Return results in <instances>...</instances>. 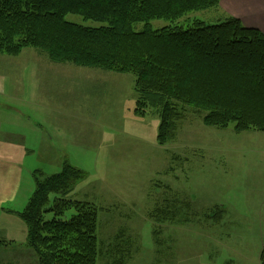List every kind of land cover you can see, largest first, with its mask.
Instances as JSON below:
<instances>
[{
    "label": "rangeland",
    "instance_id": "374dc122",
    "mask_svg": "<svg viewBox=\"0 0 264 264\" xmlns=\"http://www.w3.org/2000/svg\"><path fill=\"white\" fill-rule=\"evenodd\" d=\"M215 10L191 11L176 23L153 19L149 26L157 30L194 19L214 23L219 18ZM66 20L100 26L72 14ZM145 27L144 22L133 25L137 32ZM61 66L64 70L59 73ZM39 73L44 79L38 87L33 79ZM105 74L113 78L105 79ZM46 77L50 82L47 88ZM134 79L131 73L55 63L31 47L22 49L18 56L0 53V119L7 115L4 121L10 132L2 131L16 139L17 129L24 127L36 148L22 159L25 172L18 199L7 202V207L22 210L24 204L19 199L29 198L35 191V177L27 169L36 168L49 176L67 161L85 172L67 198L99 208L97 264H112L118 259H123V264H251L264 245V213L260 230L253 222L252 208L243 206L240 190L249 182L248 172L254 175V184H263L264 132H236L233 124L227 128L208 126L201 113L190 112L180 122L174 141L159 146L158 117L150 112L139 117L134 112ZM20 113H26L31 124L26 119L23 125ZM180 153L190 165L182 167L177 159ZM168 166L171 170L166 173ZM226 175H233V185L239 187L231 193L233 201L227 197L225 186L232 180ZM176 196L183 202L171 200ZM54 197L51 193L50 201ZM167 198L169 208L164 209ZM218 211L222 216L215 223L204 219ZM74 213L68 209L61 218L69 219ZM10 218V228L0 229V241L6 243L0 244V264H38L26 242L18 241L24 233L14 217ZM10 218L0 216L7 222ZM51 218L52 213L44 215L45 220ZM216 228L222 230L211 231ZM121 233L126 239L120 241ZM113 242L128 250L114 254Z\"/></svg>",
    "mask_w": 264,
    "mask_h": 264
},
{
    "label": "trees",
    "instance_id": "16d2710c",
    "mask_svg": "<svg viewBox=\"0 0 264 264\" xmlns=\"http://www.w3.org/2000/svg\"><path fill=\"white\" fill-rule=\"evenodd\" d=\"M219 2L0 0V53L18 56L31 47L55 63L133 74L134 112L158 114L159 146L174 141L180 122L190 112L201 113L208 126L233 124L236 132H264L263 32L231 15L214 23L194 19L157 30L149 26L153 19L176 23L191 11L216 9ZM68 14L100 26L67 21ZM138 22L146 27L137 32L133 25ZM84 176L83 170L67 161L56 174L34 171L36 189L19 215L27 225L26 243L38 264H97L99 208L67 198ZM51 193L56 195L52 201ZM71 208L75 213L62 219ZM47 213H52L49 220L44 219ZM120 238L126 239L122 233ZM111 250L123 254L128 249L113 242ZM123 262L118 259L112 264ZM259 263L264 264V245Z\"/></svg>",
    "mask_w": 264,
    "mask_h": 264
},
{
    "label": "crops",
    "instance_id": "0c3cea01",
    "mask_svg": "<svg viewBox=\"0 0 264 264\" xmlns=\"http://www.w3.org/2000/svg\"><path fill=\"white\" fill-rule=\"evenodd\" d=\"M215 12L217 13L218 17H224V15H231L236 18H238L243 25L250 28H256L264 33V0H220L219 6L216 8ZM37 56H41L37 53H35ZM36 60H40L37 58ZM44 66V65H43ZM45 67V66H44ZM48 69H53L52 66L47 65ZM62 69L58 71L59 73H62V70H64V66H61ZM58 68V67H57ZM54 69V70H57ZM50 73L48 76H51ZM47 76V77H48ZM47 77L45 78V85L47 87H50V82L48 81ZM105 79H111L113 77H108L106 74L104 76ZM44 79V76L42 74L36 75V77L33 79V84L35 86H41L40 81ZM52 96V95H51ZM135 97V94H134ZM38 106L37 101H35V106ZM51 114V113H50ZM136 114V113H135ZM152 116H157L159 119V116L157 113H150ZM66 115V114H64ZM139 116L138 114H136ZM7 116V115H6ZM5 115H3V118L0 119V216L3 215V219H9L10 217H14L15 224L18 225L20 229L23 231V237L19 240H24L27 242V225L23 219L20 217L19 213L24 210L26 207L29 198L19 199V202L24 204V207L22 210L14 209L11 206L7 207L9 204H6L7 202H13L18 199V189L20 187V182L22 179V176L25 172V166L22 163V159L24 155H28L29 153L36 152L35 146L31 143L30 139L25 135L24 127L17 129L18 137L16 139H11L7 136V132H10L9 125L7 122L4 121ZM18 116L22 117L23 119L20 121L23 125H25V120L28 119V123H30V117L26 113H20ZM52 116V114H51ZM57 115L54 116L56 118ZM9 117V116H8ZM142 117V116H139ZM155 120V119H153ZM33 124L37 127H41L38 122H33ZM159 124V121H158ZM158 127V125H157ZM2 130H6L7 132H4ZM14 136L16 134H13ZM27 139H28V147L27 146ZM219 158L225 160L224 155H219ZM176 159V157H174ZM178 160L182 161V167H186L190 165L187 163V158L183 156V153H180ZM264 162V158H261ZM171 160V155H170ZM63 165V161L61 163V168ZM227 166V165H226ZM181 167H179L180 169ZM182 169V168H181ZM28 173H30L34 177V171L39 169H27ZM171 170L170 166L164 171L169 172ZM187 172V169H186ZM263 170H260L258 175L261 176ZM188 175L187 173L185 174ZM226 177H229L226 175ZM232 181L227 180L226 184V191H227V197L231 201L234 200V197L231 195L234 191H239V187L235 188L233 185V179L234 176L231 177ZM253 178L256 181L254 175L251 172H248V184L241 187V196L243 199V206L252 208V216H253V222L259 225V229H263L260 226V223H262L263 213H264V179L263 184L259 185L257 183H253ZM179 185H183L181 183H178ZM28 199V200H27ZM168 199V198H167ZM183 198L176 196V200H182ZM214 207H217L218 209H224L223 205L215 204ZM222 214L218 211L216 215L206 216L204 219L214 221L217 218H220ZM13 222V219L10 218L9 222L7 220L0 219V229L1 228H10V223ZM206 221V220H204ZM244 223H248L246 219L242 220ZM24 222V223H23ZM216 223H219L216 221ZM264 225V222H263ZM222 229L216 228L215 230H211L214 233H219ZM209 236V235H208ZM16 237V236H14ZM16 239V238H15ZM24 243V242H23ZM27 244V243H26ZM262 248V247H261ZM213 256V253L210 254V257ZM256 259L254 261H251V264H259L258 260V254H255ZM245 264V263H242Z\"/></svg>",
    "mask_w": 264,
    "mask_h": 264
}]
</instances>
